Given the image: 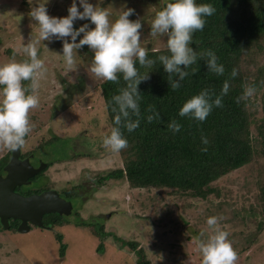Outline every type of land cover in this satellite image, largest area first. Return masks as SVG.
Listing matches in <instances>:
<instances>
[{
    "label": "rangeland",
    "instance_id": "1",
    "mask_svg": "<svg viewBox=\"0 0 264 264\" xmlns=\"http://www.w3.org/2000/svg\"><path fill=\"white\" fill-rule=\"evenodd\" d=\"M89 2L108 9L110 21L125 8L134 9L129 20L141 23V46L146 51L166 47L168 34L151 35V20L163 8V0ZM40 3H45L50 16L61 17L72 0H0V64L27 59L20 46L31 43L36 35L37 24L29 12ZM85 23L93 27L87 20H77L73 28ZM66 39L51 37L37 45V57L48 71L38 90L39 106L29 112L33 126L21 151H32L34 163L46 164L31 186L53 188L62 196L72 187L79 195L67 199L73 205L68 224L32 226L23 232L0 228V264H137V254L123 241H136L149 264H200L194 237L206 241L211 234L205 223L209 216L218 217L219 227L228 233L237 253L236 264H264V226L258 230L262 217L259 208L255 209L256 195L264 184V143L254 144L251 162L213 181L214 192L206 198L171 188L133 187L125 179L99 184L103 173L123 166L124 158L101 145L110 128L102 80L89 72L92 50L87 45L74 50L76 66L66 70L60 58ZM250 99L249 107L258 121L264 99L254 95ZM7 151L0 147V158ZM82 222L100 225L105 235L96 236L94 225ZM55 232L62 234L66 244L63 256Z\"/></svg>",
    "mask_w": 264,
    "mask_h": 264
},
{
    "label": "trees",
    "instance_id": "2",
    "mask_svg": "<svg viewBox=\"0 0 264 264\" xmlns=\"http://www.w3.org/2000/svg\"><path fill=\"white\" fill-rule=\"evenodd\" d=\"M166 2L168 0H163L162 7ZM196 3L211 4L216 11L205 17L203 30L192 34L189 47L196 54V60L187 68L180 66L188 73L183 80L178 73L166 72L159 60L160 56H170L167 47L146 51L145 60H150L151 64L141 65L133 58L138 76L147 77L137 85L139 117L133 116L129 110V117L122 116L121 124L115 125L113 117L120 113L119 105L112 97L127 89L129 81L117 73L116 81L100 83L109 128L119 127L128 145L120 151L124 158L123 166L103 173L99 184L110 179H125L133 187L171 188L180 193L190 192L193 197L206 198L214 192L211 187L213 181L227 171L251 162L256 150L254 144L264 143V110L260 120L256 121L255 113L249 107L251 97H242L244 87L251 84L256 88L254 96L264 99V0H196ZM207 50L214 51L217 62L223 64L222 75L210 70L208 57L204 55ZM233 69L237 72L235 77L231 75ZM173 81L180 84L176 90L171 87ZM225 82L229 86L228 92L222 95L221 88ZM21 83L27 87L30 81ZM201 91L207 93L209 102L219 97L222 106H214L203 122L180 117L178 110L182 104ZM153 110L158 118L154 117L149 123L146 117L152 115ZM137 118L139 127L127 132L123 126L125 119ZM173 121L181 125L175 133L168 127ZM201 136L207 138L208 144L201 141ZM203 148L207 151H201ZM9 156L10 151H7L0 158V174L4 173L3 166ZM49 165L50 162L47 167ZM43 171L31 179L39 178ZM42 189L46 188H37L27 194ZM74 189L64 190L63 197L69 199L79 195ZM256 196L258 204L255 209L259 208L258 216L262 217L257 226L261 230L264 226V184ZM69 215L47 213L43 215L42 222L49 228L62 226L71 222ZM80 225H94L93 234L100 238L105 235L100 225L90 222ZM15 226L14 223L10 227L15 230ZM55 237L59 255L63 256L66 244L62 241V234L55 232ZM123 243L137 254V264H149L144 250L136 241Z\"/></svg>",
    "mask_w": 264,
    "mask_h": 264
},
{
    "label": "clouds",
    "instance_id": "3",
    "mask_svg": "<svg viewBox=\"0 0 264 264\" xmlns=\"http://www.w3.org/2000/svg\"><path fill=\"white\" fill-rule=\"evenodd\" d=\"M215 11L211 4H198L196 0H168L163 8L155 12L151 20V35L155 37L168 34L166 47L170 56L159 57L166 72L178 73L180 80L188 75L180 66L187 68L196 60V54L189 47L192 34L203 30L205 17L213 15ZM133 13L134 9L125 8L110 21L112 15L110 11L94 6L89 0H72L67 8V14L61 17L50 16L45 3L31 9L29 15L37 24V32L31 43L20 46L27 59L17 62L13 58L0 64V147L15 151L25 144V137L33 126L30 123L29 112L39 106L38 90L48 71L44 61L37 57V45L51 37L67 38L63 40L60 56L66 70L74 69L76 66L74 50L87 45L93 53L89 72L95 78L116 81V74L120 73L123 80L129 81L127 89L112 97L119 105L120 113L113 117L115 125L121 124L122 116L129 117V110L133 116L139 117L137 85L147 77L138 76L133 58L141 65L152 62L145 60L146 50L140 44L141 23L138 20H129ZM77 20H87L93 27L89 28V24L85 23L74 29L73 24ZM81 33L82 38L77 42V37ZM204 55L208 57L210 70L222 75L224 66L217 62L215 52L207 50L204 51ZM231 75L233 77L237 75L235 69ZM22 81H30V84L24 87ZM171 87L176 90L180 84L173 81ZM228 87V83L225 82L221 88L222 95L227 94ZM255 91L254 85H246L242 97L250 98ZM214 106H222L220 98L209 102L207 93L201 91L182 104L178 115L203 122ZM154 117L158 118V115L153 110V114L146 117L147 122L151 123ZM139 124V118L125 119L123 126L130 133L139 127ZM168 127L175 133L180 130L181 125L173 121ZM201 141L208 144L207 138L203 136ZM101 145L110 152L118 153L127 147L128 141L119 127H111L110 131L102 136ZM201 151H207V148ZM205 223L211 230L206 241L201 242L199 238L194 237V250L200 256V264H236L237 253L228 240V233L219 227L218 217L209 216Z\"/></svg>",
    "mask_w": 264,
    "mask_h": 264
},
{
    "label": "water",
    "instance_id": "4",
    "mask_svg": "<svg viewBox=\"0 0 264 264\" xmlns=\"http://www.w3.org/2000/svg\"><path fill=\"white\" fill-rule=\"evenodd\" d=\"M21 148L10 151L9 160L3 166L0 174V224L8 228L9 219L20 221L17 230L28 231L29 224L45 227L42 217L47 213L68 215L72 211V202L63 198L55 189L44 190L40 193L22 195L15 191L16 186L30 184V178L39 173L46 166L40 161L34 167L29 157L20 158Z\"/></svg>",
    "mask_w": 264,
    "mask_h": 264
},
{
    "label": "flooded vegetation",
    "instance_id": "5",
    "mask_svg": "<svg viewBox=\"0 0 264 264\" xmlns=\"http://www.w3.org/2000/svg\"><path fill=\"white\" fill-rule=\"evenodd\" d=\"M10 157V156H9ZM25 157H29V161H30V163L34 166V167H37V166H39V163H40V161H38V162H36V163H34L33 162V160H32V158H33V154H32V152H29V153H27V155H25V153H23L22 151H21V154H20V158L21 159H23V158H25ZM50 166V165H49ZM48 166V167H49ZM42 170H44V169H42ZM41 170V171H42ZM39 174V173H38ZM34 177V176H33ZM32 178V177H31ZM30 178V180H31V182H30V184H28V185H20V186H16L15 187V191L16 192H18V193H20V194H22V195H30V194H32V193H35V192H30V193H28L27 194V192H29V191H31V190H35V189H37V188H44V187H39V186H36V187H33V186H31V183L32 182H34V181H36L37 179H35V180H33V179H31ZM48 189H53V188H46V189H42L40 192H42V191H44V190H48ZM40 192H37V193H40ZM63 197V196H62ZM63 198H65V197H63ZM65 199H67V198H65ZM71 201V200H70ZM73 206V205H72ZM72 212V211H71ZM8 223H9V227L8 228H6V229H8V230H10L11 229V224H16V226H15V231L17 230V226L19 225V223H20V221L19 220H17V219H9L8 220ZM32 226H34V225H32V224H29V227H32ZM35 227H37V226H35ZM0 228H3L2 226H1V224H0ZM43 228H45V227H43ZM49 228V227H48Z\"/></svg>",
    "mask_w": 264,
    "mask_h": 264
}]
</instances>
